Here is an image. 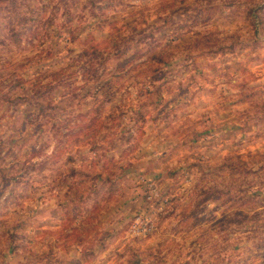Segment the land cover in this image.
<instances>
[{"label":"rangeland","instance_id":"obj_1","mask_svg":"<svg viewBox=\"0 0 264 264\" xmlns=\"http://www.w3.org/2000/svg\"><path fill=\"white\" fill-rule=\"evenodd\" d=\"M262 8L0 0V264H264Z\"/></svg>","mask_w":264,"mask_h":264},{"label":"trees","instance_id":"obj_2","mask_svg":"<svg viewBox=\"0 0 264 264\" xmlns=\"http://www.w3.org/2000/svg\"><path fill=\"white\" fill-rule=\"evenodd\" d=\"M183 1V0H182ZM186 3L184 4L183 2L180 3V6H178L177 8H175V11L176 12H183L185 11L184 10V7H185ZM264 8H262L260 11H263ZM39 19L36 18V21ZM126 39V34L124 32H121V31H116L114 32L113 34H111L107 41H106V46L102 47L101 48V55H106V54H109L112 50L114 49H119L120 47V42L121 40H125ZM22 37L20 36V33H14L12 35V43L15 47H20L22 46ZM160 60H162L161 57L157 56ZM112 186H116V184H112ZM198 195L204 197L205 200L211 198V193L208 191V190H200L198 192Z\"/></svg>","mask_w":264,"mask_h":264},{"label":"built area","instance_id":"obj_3","mask_svg":"<svg viewBox=\"0 0 264 264\" xmlns=\"http://www.w3.org/2000/svg\"><path fill=\"white\" fill-rule=\"evenodd\" d=\"M152 229V226H149L148 224H141L140 220H137L136 224L134 225V232L138 234H151Z\"/></svg>","mask_w":264,"mask_h":264}]
</instances>
